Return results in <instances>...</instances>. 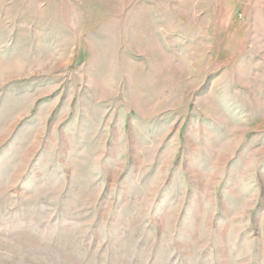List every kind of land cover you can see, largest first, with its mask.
I'll return each instance as SVG.
<instances>
[{
	"label": "rangeland",
	"instance_id": "obj_1",
	"mask_svg": "<svg viewBox=\"0 0 264 264\" xmlns=\"http://www.w3.org/2000/svg\"><path fill=\"white\" fill-rule=\"evenodd\" d=\"M0 264H264V0H0Z\"/></svg>",
	"mask_w": 264,
	"mask_h": 264
}]
</instances>
